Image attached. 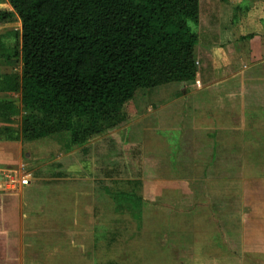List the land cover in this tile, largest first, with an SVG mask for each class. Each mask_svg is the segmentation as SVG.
I'll return each instance as SVG.
<instances>
[{
    "label": "crops",
    "instance_id": "obj_1",
    "mask_svg": "<svg viewBox=\"0 0 264 264\" xmlns=\"http://www.w3.org/2000/svg\"><path fill=\"white\" fill-rule=\"evenodd\" d=\"M197 27L195 79L151 87L172 91L125 138L105 137L114 143H101L97 166L88 142L72 145L78 158L60 178L39 139L17 136L21 120L0 119L10 134L0 139V264H122L108 261L98 243L107 227L94 222L108 195L122 210L119 192L150 203L144 233L188 239L178 264H264V0H199Z\"/></svg>",
    "mask_w": 264,
    "mask_h": 264
},
{
    "label": "trees",
    "instance_id": "obj_2",
    "mask_svg": "<svg viewBox=\"0 0 264 264\" xmlns=\"http://www.w3.org/2000/svg\"><path fill=\"white\" fill-rule=\"evenodd\" d=\"M7 1L0 25L21 28L0 33V51L20 57L22 69L1 74L0 91L21 95L24 141L66 131L71 145L83 144L123 125L139 89L196 77L199 0ZM0 103L6 113L8 101ZM8 130L0 127V139ZM117 194L146 203L135 192Z\"/></svg>",
    "mask_w": 264,
    "mask_h": 264
},
{
    "label": "rangeland",
    "instance_id": "obj_3",
    "mask_svg": "<svg viewBox=\"0 0 264 264\" xmlns=\"http://www.w3.org/2000/svg\"><path fill=\"white\" fill-rule=\"evenodd\" d=\"M0 4H4L6 7L11 8L7 0H0ZM209 15L210 12L207 11H203L202 13V17L205 21L210 20ZM192 26L194 30L199 32L197 25L193 24ZM20 28V21H15L12 23H8L4 27L0 28V33L5 36L8 35V37H14L13 32L15 30H20ZM13 37H10V39L13 40ZM4 54L5 53H2V51H0V75L3 74V72L9 71L10 69L11 72L14 73L21 72V58L17 57L11 60H6ZM172 87H174V92H177L184 88L180 85L171 86V88ZM157 90L158 93H155V91ZM171 91L172 90L164 91V87H156L155 89H139L135 97L131 101L127 102L124 106L127 114V120L123 125L117 128H110L107 130L105 129L98 134H94L86 141L91 145L92 149L94 148L93 151H95L96 159L94 164L92 165L96 164L97 166L99 155H106V153H108L107 150V152L105 153L101 151L100 154V149H104V146H102L101 143H114V140H104L105 137H110L112 133H119L122 134L125 138L126 135L130 132L129 124L132 123V121L138 119L140 115L143 116L144 113L148 112V107L152 105V102L158 103L162 100L168 99V97L170 96L169 92ZM20 97L21 95L19 92H11V94L8 96H1L0 94V102L4 100L8 101L9 104V108L7 109L6 113H3V111H1L0 119L15 120V123L16 120H22L24 111L22 109L23 107ZM1 105L2 104L0 103V107H2ZM14 109H16L15 111L17 112H15ZM147 119L148 117L144 119L145 123H147ZM3 123L4 120H1V124ZM181 128L182 125L178 124L176 129L169 130L168 132L171 133H165V135H167V137L170 139L173 133L175 135H179L181 132ZM4 135L8 136L10 134H8V132L6 131L4 132ZM38 141H40L39 145L41 146V149H39V151H43L44 158H46L47 161L51 160L52 163H54V165L52 164L53 168L55 169V172L57 174L60 173V178H66L67 173L69 172L68 169L72 168L71 166H74V163L72 161L78 158V154L72 155L71 151L68 152L69 148H71L72 146L70 144L69 132H58L52 136L40 138ZM73 146L78 147L77 145ZM110 151L114 152L113 149H110ZM92 174H96V172ZM95 176H97V174ZM112 201L113 200L111 199L110 195H108V203L107 205H105V209L103 210L104 213L107 214V216H103V218L94 221L96 222V224H98L99 222H101L102 224L104 223L107 227L106 236L103 237V240L100 239L98 243L100 244V246H102V250L105 252L108 261H110L109 259L112 260L114 255H122L123 257L126 256V260L124 258L122 264H165L169 261L172 264H178L176 261H173V259L177 260L178 257L177 247L179 243L184 242L187 238H180L177 235H168L169 233L154 235L144 233L142 228L141 209L145 202L134 201L132 199L126 201L125 199H123L122 210L120 211V209H115V205H113ZM98 202L100 204L102 202V198L98 199ZM146 204L148 205L150 203H148V201L146 200L145 205ZM246 206L248 207V211H252L253 205ZM82 220L88 221L87 219ZM247 222H251L249 226L256 224L255 220L253 219H251V221L248 219ZM63 223L64 222L62 221V224ZM135 228H137L138 231L134 234ZM191 238L193 242V236H191ZM129 245H131V247ZM118 249H121L122 251L120 252V250L118 251ZM99 252L101 253V251ZM99 252L97 253L100 255ZM111 264H113L112 261Z\"/></svg>",
    "mask_w": 264,
    "mask_h": 264
},
{
    "label": "built area",
    "instance_id": "obj_4",
    "mask_svg": "<svg viewBox=\"0 0 264 264\" xmlns=\"http://www.w3.org/2000/svg\"><path fill=\"white\" fill-rule=\"evenodd\" d=\"M6 175H8V174L6 173ZM28 181H29V178L27 176H24L23 178H21L22 184H26Z\"/></svg>",
    "mask_w": 264,
    "mask_h": 264
}]
</instances>
